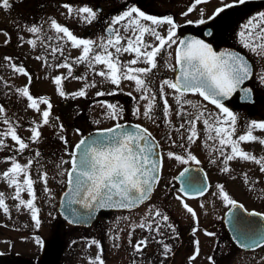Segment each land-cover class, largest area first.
I'll return each mask as SVG.
<instances>
[{"label":"snow or ice","instance_id":"6c2138e0","mask_svg":"<svg viewBox=\"0 0 264 264\" xmlns=\"http://www.w3.org/2000/svg\"><path fill=\"white\" fill-rule=\"evenodd\" d=\"M207 0H193V3L188 7L183 15H188L192 12L196 5L206 3ZM239 4H244L245 0H235ZM233 4H224L223 7L217 8L212 17L215 18L226 8L233 7ZM0 7L8 9L11 7L10 0H0ZM69 16L81 15V18L88 23L93 22L97 18V12L92 7L83 6L73 8L68 4H64ZM121 21H126L123 27V32L119 28L109 26L106 29L107 35L102 37L99 41L92 39L78 38L66 26H62L55 19H52L50 26L58 35L57 39L64 40L70 44L72 49H78L80 54L72 62H68V58L64 56V45H57L51 48V53L55 56L60 53L64 56V62L56 65L57 68L67 69V75H56L52 77V83L55 85L56 93L62 98L85 97L88 88H95L96 81L86 82L84 86L78 91L67 93L64 89V81L72 78L77 81L88 80V70H91L96 76L102 78L103 82H108L115 86V89H120L122 82L134 83V90L140 93L139 99L146 101L144 110L141 113L139 107L134 109L133 115L139 117L143 115L148 120H155V112L157 108L156 100L157 93L152 87L153 70L158 67V58L162 53H167L169 57L165 61V66L175 75L174 78L163 79L159 84L158 94L163 100V114L165 122L170 124L168 117L170 116V105L165 99V89H170L173 99L176 101L178 110L176 115L183 121L175 128L177 139L181 143L177 144L172 140L171 134L168 139L172 141L174 146L184 149L186 156L176 154L172 151L167 153L169 159H174L181 164H188L193 161L199 164L200 161L196 156L188 152L185 147V141L188 145L195 144L200 136L197 131V122H202L205 143L204 147L219 153L222 157L221 163L223 167L220 169L227 174L231 171L229 162L243 161L252 162L259 167V171L264 173V155L257 156L250 151L244 150L241 145L244 143H259L264 146V136H257L255 131L264 132V121H251L243 134H237V116L225 107L221 102L222 98L229 97L238 89L245 92L247 95L250 89L240 86L253 76L252 66L243 56L233 51H214L212 46L205 43L201 39H179L177 37V24L172 16L155 17L145 14L138 7H128L121 15L116 16L110 25L119 24ZM142 21L150 22L144 24ZM189 24L193 23L188 21ZM198 23L204 24L203 19ZM167 25L166 35H162L158 28ZM27 31L33 34L41 32L38 26H30ZM7 36V33H4ZM243 47L255 53L258 57L264 58V12L258 14V17H253L243 25V30L239 33ZM150 37L151 39H146ZM23 39V37H21ZM49 40L52 37H48ZM8 41L6 40L5 43ZM28 44L35 46V40H28ZM174 49L175 63L171 62L173 53L169 49ZM125 54L131 56V59L123 61L121 59ZM36 59H42L37 56ZM5 60L11 61L10 57H5ZM138 64L145 65L144 67H136ZM74 65L85 66L86 73L81 76L73 75ZM96 66H102L97 69ZM12 69L27 77L28 85L32 83L31 75L25 70L23 66L11 64ZM260 80L264 83V74L260 75ZM22 97L27 98L28 109L35 110L39 114L40 120L33 121V127L30 129V141L36 143L41 138L40 129L44 125H49L52 104L47 97H33L30 94L29 87L26 85L17 90ZM198 94L203 98V101L214 105L219 110L218 113L207 111V105L194 103L190 99H186L187 94ZM116 91L96 92V96L115 95ZM129 96L132 93H128ZM102 107L107 110L109 119H122L123 109L118 104L99 102ZM41 105L46 107L41 108ZM185 105L191 107L193 111H188ZM5 110L0 106V113ZM58 119V118H57ZM4 124L8 125L7 129L0 132V148L8 147L4 142V137L11 138L18 147L15 149L17 153H24L29 148L26 143L13 127L8 119H4ZM134 130L126 131L125 125L115 123L113 127L98 130V138L86 141L81 139L75 145V148L68 153L70 160H61L57 168L62 167L64 163L71 165L70 169L61 171V176L67 175L68 190L64 192V197L68 198L66 203L68 205L79 204L85 209L94 210L99 208H117V209H134L150 199L151 193L154 191V186L159 181V172L162 166V158H159V143L155 140L148 129L136 124L131 126ZM61 132L63 125H60ZM183 130V132L181 131ZM79 131V130H77ZM186 133V135H185ZM61 140L67 145L66 139L63 136ZM211 141L213 143L209 144ZM229 150V151H226ZM79 152V155L77 153ZM36 157L40 156L37 151ZM11 166L0 173V179L4 180L7 185L14 188L13 200L18 201L16 205L17 210L23 207L30 214V219L34 222V227L39 229L41 220L39 218V208L36 207V193L34 191V181L29 170L33 164V159H28L26 164L17 162L15 156L6 158ZM212 163H216L215 160ZM189 171L185 168L180 173L183 177ZM244 182L250 183L247 173H244ZM40 179L47 184V174L42 173ZM188 187L196 188L194 195H204L207 191V185L200 186V182L191 183ZM218 196L226 205H230L232 209H243V205L238 204L225 191L224 185L217 184ZM45 193L50 190L45 187ZM26 192L28 199H23L21 194ZM181 192L188 195L185 188H181ZM177 199L182 201V206L187 213L191 214L193 220H196V212L183 203L182 197L177 196ZM203 207V205H201ZM0 209L4 213L9 212V207L5 203L4 193L0 192ZM73 216L77 217L76 222H84L83 215L72 210ZM249 216L261 217L264 215L257 212H249ZM91 218V212L88 213ZM159 218V219H157ZM70 223L72 221H69ZM155 225V227L153 226ZM166 226L173 233L176 232L175 226L169 223V216L163 214L154 206H150L145 216L137 224L129 225V243L131 244L132 232L136 228L143 229L149 233L156 235H163L161 228ZM198 229L193 227L192 233L195 235ZM205 235L211 237L215 233L205 232ZM259 240L253 239L251 235H246V239L251 240V243H242V247L259 246L264 243V227L259 230ZM119 239V236L114 237ZM37 244L43 242L39 237L35 238ZM157 243H162L157 240ZM195 251L189 257V260H195L200 252V241L195 240ZM95 246L98 253L94 258H91L88 264H105L102 258V249L99 240L91 239L88 241V247ZM148 246V237L138 240L133 245V250L137 253H142ZM119 247V245H114ZM171 252V248L167 244H163V254L167 255ZM211 264H214L212 257H208Z\"/></svg>","mask_w":264,"mask_h":264},{"label":"flooded vegetation","instance_id":"af4514ba","mask_svg":"<svg viewBox=\"0 0 264 264\" xmlns=\"http://www.w3.org/2000/svg\"><path fill=\"white\" fill-rule=\"evenodd\" d=\"M192 3L193 0H162L157 4L151 3V0H126L120 3L112 1V3L107 7L101 3H94V7H89H92L93 10L97 12V18L95 20H98L100 14L104 10L112 12L117 5H119L120 8L124 6L126 10L128 7L135 6L145 12V14L158 18L172 16L178 26L176 32L179 39L186 31H193L203 35V32L206 30L209 31V35L204 38L217 50L242 53L252 61V54H250V51V53H247L248 51H246V48L243 47L240 36L237 38V41L229 42V37H218L217 35L221 32L223 36H228L229 32L233 26L235 27V24L239 19L244 20L245 23L243 25H245L249 19L258 17L259 13L264 12V0H245L244 4H239L238 2H235V0H221L214 7H212V9L206 11V15L202 18L205 21L204 24L198 23L201 19H190L196 17V14L193 12L195 11L197 13L198 8L196 9V7L192 12L188 13V15H183ZM224 4H233L234 6L226 8L219 15L215 16V18L209 19V17L213 16L215 10L223 7ZM78 5V7H83L88 6L89 3L86 0H79ZM153 5H158V10L156 8H152ZM112 7L113 9H111ZM178 17H183V19L179 20ZM188 21H192L193 23L189 24ZM76 24L78 26V30L80 31V33L76 35L78 38L99 41L102 37H105L106 34L103 31L105 26L110 24V21L104 20L102 24L99 23V30L104 33V36L99 33V37L84 36L86 21L81 18V15H78ZM144 24H150V22L146 21ZM158 31H160L162 35H166L165 30L158 29ZM146 39L151 38L146 37ZM61 41L68 43L66 38ZM41 42L43 43V40ZM68 45L70 44L68 43ZM175 47L176 46L173 45V48L169 49V51L173 53L171 57V62L173 64L175 63ZM32 48L40 49L36 43L35 46L32 45ZM74 51H77L78 55L80 54L78 49H74ZM131 58L132 57L127 54L121 57L123 61H127ZM168 59L169 57L167 56V53H162L158 58L157 69L153 70L152 87L157 93V108L154 121L144 118L143 115H140L139 117L133 115V111L137 107L140 108L142 113L144 110V104L146 103V101L139 99L140 93H137L134 90V83L124 81L120 85V89H115V86L108 82L102 83V78L96 76L92 71L91 73L95 75L93 78L88 76L87 81H77L79 83L74 86L79 90L86 82H91L95 79L97 86L95 88H88L86 90L87 95L85 97H68L62 101H56V98L51 100L48 97L53 106L51 109V116L54 118L53 122H60L57 124L58 132L62 133L61 136H63L67 141V145L62 142L64 144L63 147L66 150V153L71 152L73 145L76 142L75 141L73 143L74 140L69 141V136L66 135L69 128H72L70 130L72 133L71 137H75L76 135L81 137L91 129L108 127L123 121H131L144 126L157 139L161 152L162 166L157 185L164 180L163 171L165 170L175 171L173 179H170L168 182L169 185H177L176 174L187 165L201 166L206 171L208 177L207 191L204 195H196L191 198L197 200L199 198H206L208 200L210 210L215 212V214L209 219L208 225L203 226L205 232H212L215 233V235L209 237L208 241L202 244L205 249L211 250L209 257L213 258L214 264H264V243L255 247H241L231 240L224 221V214L231 208V206L226 205L222 201L217 194L218 189L216 188L217 184L224 185V189L230 197L237 201L238 204L244 206L243 209H235L231 211L230 214H232V216H241L245 211H254L264 215V173L259 171V167L252 162L231 161L229 162L231 171L227 174L223 173L220 170L223 167V164L221 163L223 158L219 156V153L204 147L205 134L203 124L199 121L197 122V131L200 139H198L195 144L191 145H188L185 141V147L188 152L196 156L200 163L196 164L193 161H189L188 164H181L176 160L169 159L167 157V153L169 151L186 156L184 149L174 146L172 141L168 139L169 134H171L172 140L176 141L177 144L181 143V141L177 139V133L175 132V128L178 127L180 123H183V121L176 115V111L178 110L176 101L173 99L171 90L166 88V95L164 98L168 100V103L171 106L170 116L168 117L170 124L166 123L163 114V100L158 94L160 82L163 79L174 78L175 75L165 66V61ZM62 62H64V60ZM144 66L145 65L143 64L136 65V67ZM74 67L76 69L73 70V75L78 72V68H81L82 70L78 76L85 75V66L74 65ZM96 67L97 69H100L102 66ZM252 69L253 76L240 86L241 89L248 88L251 91L246 95L245 92L238 89L236 92L232 93L229 98L222 101L224 106L229 108V110L232 111L238 118L237 134H243L247 125L253 120L264 121V91H262L261 88L263 83L259 78L261 74H264V65L258 66L255 70V64L253 63ZM58 75H67V69L65 72L59 71ZM51 76L54 77L56 75L51 72ZM251 79H253L252 83H250V81H252ZM65 81L63 82L64 85ZM33 87L34 85L30 86L29 91L33 90ZM64 89L67 93H70L69 91L72 90H67L65 86ZM113 90L116 91L115 95L96 96V92L98 91L107 93ZM128 93H132V95L129 96ZM34 95H38V97L44 96L43 93L38 92ZM185 98L190 99L197 104L207 105V111L212 113L219 112L214 105L203 101V98L199 97L198 94L189 93ZM100 101L118 104V106L123 109L122 119H109L107 116V110L101 106L99 103ZM56 108H58L59 111L55 114L54 110ZM185 108L190 112L193 111L188 105H185ZM93 120L101 125H87V123ZM60 125H63L62 132L60 130ZM181 131L183 132V130ZM254 134L257 136H264V132L259 130L255 131ZM208 143L211 144L213 142L209 141ZM51 144L53 145V143ZM241 147L258 157L264 155V146H261L259 143H244ZM213 160H215L216 163H212ZM213 166L218 167L217 171L222 173L221 177L212 174L213 171H211V169ZM244 173H247L250 183L244 182ZM111 212L112 211L109 210L101 211L97 219H105ZM9 214L10 213L4 214L0 218V264H88L89 260L94 258L98 253V249L95 246L88 247L89 239H96L100 241L103 259L105 258V260H107L111 258H106L108 246H106L102 241L101 236H96L94 235L95 233L93 234L88 230L92 227V225L89 227L71 225L63 220L56 210H40L39 218L41 220V226L39 229H36L34 227V222L30 219V215L23 216L21 214ZM193 227L198 229L199 226L195 223L191 228ZM191 228L190 231H187L184 234L183 241L174 240L167 244L171 248V252L163 256V262L161 260V264H172V261L179 250H186L183 253V255L186 254L185 258L194 253L195 240L188 242V239L189 236H191V238L194 237V239H198L201 231L198 229L195 235H193ZM36 237H39L43 243L37 244L35 242ZM177 239H180V234L177 236ZM110 244L112 245V243ZM209 263L211 262L207 260L206 264Z\"/></svg>","mask_w":264,"mask_h":264},{"label":"rangeland","instance_id":"374dc122","mask_svg":"<svg viewBox=\"0 0 264 264\" xmlns=\"http://www.w3.org/2000/svg\"><path fill=\"white\" fill-rule=\"evenodd\" d=\"M86 1L89 3L88 6L94 7V3H101L107 7L112 3V1L120 3L126 0ZM159 1L162 0H151V3L157 4ZM220 1L221 0H207L206 3L197 5V13L193 11L194 14H196V17L190 19H202L203 16L206 15V11L212 9V7ZM78 2L79 0H10V8L3 9L0 7V106H2L5 110L3 113H0V132L7 129L8 125L4 124L3 121L4 119H8L11 125L16 128L17 134L29 144V148L26 149L24 153L20 154L15 151L18 145L11 140L10 136L4 137V142L8 147L0 148V173H3V171L7 170L11 166L10 162L6 159L7 157L15 156L17 162L22 165L26 164L28 159L32 158L33 164L29 170V174L31 178L36 181L33 187L36 193L35 204L39 210L56 209L58 193L65 184V175L61 176L59 173L66 170L69 163H64L60 168H57V165L60 164L61 160L68 161V153L70 152L66 153V150L63 147L64 144L60 138L62 133L58 132L57 129V124L60 122L54 123V118L52 116H50L49 125H44L40 129V140L36 143H32L30 141V129L34 126L33 121H39L40 117L35 110L28 109L26 107L28 103L27 98L20 96L17 90L25 87L26 85L29 87L34 85V91L31 90L34 93H43L44 97H49L51 100L56 98V101H62L65 99L56 93L55 85L52 83L51 72L55 75H58L59 71L65 72V68H57L56 65L64 60V56L68 58V61L72 62L73 59L78 56V52L74 51L68 43L57 39V36L62 34H56L55 30L51 28L50 22L52 19H55L62 26L68 27L74 35L80 33L76 24L78 15L69 16L67 9L64 7V4H68L73 8H78ZM152 8H156L158 10V5H153ZM111 9H113V7ZM124 11H126L124 6L120 8V6L117 5L112 12L104 10L100 14L98 20H94L91 23L86 21L84 36L99 37V33L104 36V33L99 30V23L102 24L104 20L112 21L116 16L121 15ZM178 19L181 20L183 17H178ZM142 22L145 23L146 21ZM244 23V20L239 19L235 24V27L233 26L229 32L228 36H223L221 32L217 36L229 37V42L237 41L239 33L243 30ZM125 24L126 21H121L119 24L115 25V28H119L121 32H123ZM34 25L41 28L40 33L33 34L27 31L28 27ZM167 27V25H163L158 29L165 30L166 32ZM4 33H7V36H5ZM21 37H23V39H21ZM48 37H52V39L49 40ZM6 40L8 41L7 43H5ZM28 40H35L40 49H33L32 45L27 43ZM42 40L44 44L41 42ZM57 45H64V56H61L59 52L56 53L55 56L51 53V48L56 47ZM246 51H248L247 53L251 52L249 49H246ZM250 54H252L251 59L255 64V70L258 66L264 65V58L258 57L252 52ZM37 56L42 59H36ZM5 57H10L11 61L9 62L5 60ZM11 64L23 66L31 75L32 83L28 85L27 77L15 72L12 69ZM74 69L76 68L74 67L73 70ZM77 71L78 72L74 76H78L82 70L81 68H78ZM87 74L92 78L95 76L91 73V70H88ZM251 80L252 81H250V83L253 82V79ZM78 83L79 82H77V80L69 78L65 81L64 86L67 90H71ZM261 88L262 91H264V83ZM75 91H78L77 87H74L69 92L72 93ZM44 107L46 106L41 105V108ZM57 109L58 108L54 110L55 114L59 111V109ZM90 124H95L94 126L101 125L95 120L87 123V125ZM71 129L72 128H69L66 135L70 137H68L69 141L74 140V143L80 136L76 135L75 137H71ZM51 143H53V145ZM37 151L40 152L39 157L35 156ZM213 168L211 169V171H213L212 174L221 177L222 173L217 171L218 167L213 166ZM174 172L175 171L171 170L163 171L164 180L158 184L152 197L139 207L130 211H112L108 214L107 218L97 219L92 227L88 229L93 234L95 233L94 235L101 236L102 241L106 246H108L106 258H111L107 260L104 258L105 264H127V262L128 264H148L146 258H141L139 254L135 253L133 250V245L135 244L132 243L138 239V233H141L142 236L145 237V235H147V231L136 228L135 231L132 232L131 244L129 243L128 233L131 231L129 225L139 223L145 216V213L148 211L150 206H154L163 214L168 215L169 222L174 226L176 225L175 221L177 222L176 227L179 229L180 239H183L184 234L187 231H190V228L195 223L199 226L198 229L201 231L198 239H194V237L191 238V236H189L188 239V242L194 240L200 241V252L197 259L190 261V256L185 258L186 254L183 255V253L186 250L182 249L175 255L172 264H206L211 250L205 249L202 245L207 242L209 238V236L205 235L203 226L208 225L209 219L215 214V212L210 210L209 203L206 198H199L197 200L183 197L178 193L176 185H169L168 182L170 179H173ZM42 173L47 174L46 185L40 179V175ZM45 187L50 190L49 193H45ZM0 192L4 193L5 203L9 207V215H30L23 207L17 210L16 205L18 204V201L12 199L14 188L9 187L2 179H0ZM21 196L25 200L29 198L26 192L22 193ZM177 196L182 197L183 203L188 204V206L196 212L195 221L193 220L191 214L187 213L186 209L183 208L182 201L177 199ZM201 205H203V207H201ZM4 214L3 209H0V218ZM153 226L155 227V225ZM162 229L167 230L168 228L164 226L161 228V231H163ZM192 229L193 228H191V231ZM166 230L163 231L164 234ZM116 236H119L118 240L114 239ZM90 240L91 239H89V241ZM110 243H112V245ZM117 244L119 247H114V245ZM149 246L152 247L148 243L147 248ZM132 255L136 257L134 258V261L132 260ZM158 258L159 256L155 255L154 264H161Z\"/></svg>","mask_w":264,"mask_h":264},{"label":"water","instance_id":"95a60500","mask_svg":"<svg viewBox=\"0 0 264 264\" xmlns=\"http://www.w3.org/2000/svg\"><path fill=\"white\" fill-rule=\"evenodd\" d=\"M108 27L105 28V31H106V29ZM204 35L208 36L209 35V31L205 30L204 31ZM203 37H204L203 35H199L197 33L191 32V31H187L181 36L180 39H185V40L201 39V40H204L205 43L210 44L214 51H217L214 48V46L211 43H209L208 41H206ZM222 51H224V50H222ZM217 52H220V51H217ZM239 54L241 56H243L245 58V60H247L248 63L252 66L251 61L244 54H242V53H239ZM224 99H226V98H222V100H224ZM120 124L125 125V130L126 131H131V130H134V128L131 127V126H134L137 123H133V122H130V121H125V122H121ZM113 126H114V124L111 125V126H108V127L91 129L90 131L85 133L74 144L73 149L75 148V145L77 143H79V141L82 138L85 139L86 141H90L92 139H96V138H98V130L99 129H106V128H110V127H113ZM143 128H145V127H143ZM157 152L159 153V158H161L160 149H157ZM77 155H79V152L77 153ZM70 167H71V165H70ZM70 167H69V169H70ZM185 168H188L189 171L183 177H181L180 173L182 171H184ZM160 171H161V169H160ZM159 175H160V172H159ZM176 178H177L178 183H179L178 184V189L181 191V188H185V190L188 192L187 196H193L194 193L197 190L196 188L188 187V185L191 184V183H195L196 181H199L200 182V186H203V185H207L208 186L207 175H206L205 171L200 166H192V165L191 166H186L177 174ZM156 185L154 186V188L156 187ZM67 190H68V185H67V175H66V185H65L64 189L60 193L59 200H58V205H57V210H58V212L60 213L61 217L64 220H66L67 222L72 221L71 224L89 226L95 221L99 211H101V210H123V209H117V208H99V209L89 210V209L83 208L79 204L68 205L66 203L68 198L64 197V192L67 191ZM152 193H151V195H152ZM182 193L184 194V192H182ZM73 209H75L77 213L83 215L84 222H82V223L76 222L77 217L73 216V214H72V210ZM125 210H129V209H125ZM233 210H235V209L230 208L225 213V216H224L225 225L227 227V230H228L229 235L232 238V240L238 246H241L242 243H249V244L251 243V240L246 239V235H251L253 239L259 240L258 233H259V230L262 227H264V219H262L261 217H254V216H249L248 215L249 212H254V211H245L243 215L238 216V217H234V216H232V214H230L231 211H233ZM89 212H91V218H89V216H88ZM255 246L256 245H253L252 247H255Z\"/></svg>","mask_w":264,"mask_h":264},{"label":"trees","instance_id":"16d2710c","mask_svg":"<svg viewBox=\"0 0 264 264\" xmlns=\"http://www.w3.org/2000/svg\"><path fill=\"white\" fill-rule=\"evenodd\" d=\"M154 238L155 239L157 238V240H158L160 238V235H155Z\"/></svg>","mask_w":264,"mask_h":264}]
</instances>
